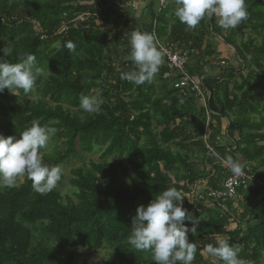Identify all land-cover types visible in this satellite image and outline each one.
<instances>
[{
	"label": "trees",
	"instance_id": "trees-1",
	"mask_svg": "<svg viewBox=\"0 0 264 264\" xmlns=\"http://www.w3.org/2000/svg\"><path fill=\"white\" fill-rule=\"evenodd\" d=\"M85 1L0 0V48L13 47V54L3 59L17 63L24 54H34L33 70L40 73L29 93L12 94L7 89L0 93V134L18 138L35 122L55 127L49 141L53 148L39 153L49 166L61 167L96 148L102 150L98 161L70 170L71 197L59 189L63 174L46 195L36 193L26 176L13 188L0 187V264H72L71 249L78 246L109 248L114 259L99 264H155L150 250L137 251L128 243L139 205L174 187L185 196L183 207L198 218L204 205L197 198L189 201L187 194L199 179L207 180L200 185V191L206 192L227 173L221 160H238L235 153L245 161L264 159V145L258 146L264 141V93L250 87L255 76L264 77V0H245L248 19L222 37L233 48L238 66H221L217 77L202 79L204 107L195 103L193 92L174 88L172 78H162L165 66L151 83L137 86L122 80L121 72L136 70L128 58L130 43L124 34L110 37L107 26H116L123 18L122 4L127 0ZM175 10L167 5L159 10L158 37L193 44L198 58L216 54L207 42L211 33L219 31L215 16L189 30ZM85 12L90 21L74 20ZM246 32L247 40L238 44L237 36ZM69 40L76 44L74 53L63 47L57 50L58 43ZM199 65H186V70L194 76ZM237 75L241 81L232 88ZM81 96L100 99L101 112H84ZM256 115L258 119L253 118ZM221 118L228 121L225 132L230 145L213 144L211 133L220 132ZM203 125L211 131L206 138L211 147L203 145V134H197L203 133L197 132ZM192 151L199 156L187 154ZM197 161L208 164L209 170L199 174ZM240 198L243 203L238 206L247 217L244 228L234 215L235 202L226 201L225 210L204 214L196 233H188L189 241L197 245L192 264H212L213 258L203 250L215 245L217 238L241 247L240 257L248 264H259L264 257V188L240 189Z\"/></svg>",
	"mask_w": 264,
	"mask_h": 264
},
{
	"label": "clouds",
	"instance_id": "clouds-1",
	"mask_svg": "<svg viewBox=\"0 0 264 264\" xmlns=\"http://www.w3.org/2000/svg\"><path fill=\"white\" fill-rule=\"evenodd\" d=\"M175 4V15L189 30L195 29L205 17L215 16L218 26L227 31L246 21L249 15L245 0H175ZM129 43L128 58L136 70L121 72L120 78L137 86L151 83L162 64V52L153 34L133 30ZM62 47L70 54L76 51V44L70 40L56 45L58 51ZM12 54L11 45L0 48V93L7 89L12 94H19L20 90L27 94L40 74L38 69L33 70L36 57L26 53L17 63L3 59ZM101 104L95 96L80 97V108L86 113L99 114ZM56 131L55 127L35 122L18 138L0 134V187L13 188L18 177L26 176L36 193L46 195L53 191L61 180L62 170L59 166L45 164L39 153ZM228 165L234 176L242 174L241 161L228 157ZM184 198L176 188H166L147 205H139L132 217L128 243L137 251L150 250L155 264H192L195 259L197 245L189 241L188 233H196L199 219L183 207ZM203 251L213 258L212 264H248L240 257L242 248L227 239L217 238L215 245L208 244Z\"/></svg>",
	"mask_w": 264,
	"mask_h": 264
},
{
	"label": "rangeland",
	"instance_id": "rangeland-1",
	"mask_svg": "<svg viewBox=\"0 0 264 264\" xmlns=\"http://www.w3.org/2000/svg\"><path fill=\"white\" fill-rule=\"evenodd\" d=\"M167 2H168V0H166L164 7L166 6ZM84 3H86V4H92L93 3V0H87ZM124 6H126L130 10H133V9H131L128 6V4L123 5V7ZM127 8H123L121 10L123 12H126L125 9H127ZM83 14L84 15L77 16L74 20H77V22L78 21L84 22V21H87V20L88 21L91 20L89 18V15L87 14V12H85ZM126 15L124 14L123 15V18H120V17L118 18V24L116 26H112L111 24H109L107 26L108 30L111 32L110 37L112 36V34L113 35H115V34L117 35V34H121L122 31H124V27H125L126 24L124 23L123 19L126 17ZM224 32H226V31L224 30ZM246 37H247V32L245 33L244 36H242V38L238 35L237 38H236V42L238 44H240L241 40H243V41H246L247 40ZM177 44H182V43H174V44H168V45H170L174 49H181V48H183L185 50H188V52H189L188 62H187L188 67H192L193 64L199 63V61H197V58H198L197 57V53H199V51H198L197 48H195L193 45L192 46H188V45L187 46H184V45L179 46ZM226 49H227V52L224 53V57L223 58H217V59H214L213 61L210 62V65H211L210 67L215 68L216 71L218 69L220 71V66H226V65H232V66H235V67L238 66V62L239 61L236 60L233 57V53L235 54L233 48L227 46ZM221 62H224V63H221ZM134 66H135V64H134ZM210 71H211V69H209L208 71H206V72H208L207 74H210L211 73ZM245 71L246 70H242L241 73H240V75L244 76ZM154 79H156V75H155ZM194 81H196V80L194 79ZM238 82H240V79H238ZM238 82L235 83V86L233 88L237 87ZM250 85H251L250 87H251V89H252L253 92H255V93H257V92H261L262 93L263 92L264 93V77H262V76H255L252 79ZM203 101L204 100H202V102L200 103V105H203V107H204V104L205 103ZM253 118L254 119H258V115L253 116ZM224 129L226 130V126L224 127ZM220 131H222L221 128H220ZM197 132H203V133H197V134H203L202 137L200 138V140L202 141L203 145L205 144V146H206V144H207L208 146L211 147V143L209 144V140L206 139L208 137V135L211 133V131L208 130L207 125H204L202 127V130H197ZM261 132L264 133V129H262ZM211 136L214 139L213 140V142H214L213 144H215V142H216L217 145H220V144L224 145L225 144L224 142H231L229 138H228V141H226V138H227L226 137V132H224L223 134H221V132H219L218 130L216 131V133L212 131ZM235 138H237V136ZM57 144H59V143L57 142ZM260 145H264V141L263 140L262 141H258V146H260ZM53 146L54 145L53 144H50V142H49L48 145L45 147V149L46 150H51L53 148ZM101 151H102L101 148L100 149L96 148L92 153H89V154L85 155V157L82 160L74 161V162H72L70 164H65V165H62L60 167L61 170H62L63 179H62L61 185L59 186V189L61 190V192L63 193V195H66L68 197H71L72 196V193H73L72 188L68 184V178L71 176L70 175V170L73 169V168H75V167H77V166H84V167H86V166H88V164L90 163V161H95V162L98 161L99 154L101 153ZM189 153H192L191 154V157H194V158L199 156V153H197L196 151L188 152L187 154H189ZM237 156L239 158V156H241V155L239 153H237ZM109 160L112 161V160H114V158L111 157V158H109ZM262 161H264V159ZM261 164L263 165L264 163L261 162ZM254 165H256V164H254ZM242 166L244 168H246V167L249 168L250 167L248 165V163H246V161L242 162ZM197 168L199 169V168H201V166L196 165V169ZM225 169H226V167H225ZM122 179L123 180L125 179L124 176H122ZM21 181H22V178L21 177H18L17 180H16V184L15 185H19L21 183ZM263 182H264V180H263ZM198 189H199V187H196V189L195 190H192V191L198 192ZM238 202H240V204H242L243 203V199H241L240 201H236L235 202L234 206H235L236 209L234 207H232V208L234 210V215H235L236 219L238 221L240 220V222H241V228H244V224L245 223L243 222V219L246 220L247 217L245 216V214L243 215V212L241 211L240 207L238 206ZM206 208L207 207H202V209L198 210V212H200V214L198 215V219L199 220L202 219V217H204V214H210V213L213 214V213H216L217 210H220L218 208L217 209H215V208H213V209H211V208L210 209H206ZM71 250H73L75 252V256L73 258L72 264H82V263H84V264H99V262L102 259H108V260L114 259V256L110 252V249L109 248H102V249H98V250H91V249H87V248L78 246V247H76L74 249L72 248ZM262 255H263V252H262ZM259 264H264V257L263 256L260 258Z\"/></svg>",
	"mask_w": 264,
	"mask_h": 264
},
{
	"label": "built area",
	"instance_id": "built-area-1",
	"mask_svg": "<svg viewBox=\"0 0 264 264\" xmlns=\"http://www.w3.org/2000/svg\"><path fill=\"white\" fill-rule=\"evenodd\" d=\"M117 3L118 0H115ZM139 0H127L122 5L128 4L131 9L137 7ZM166 0H157L159 7L165 4ZM119 3V2H118ZM157 14L151 20L150 33L153 34L156 46L162 52V57L164 61V66L166 71L162 74L164 79H173L172 86L174 88H183L193 92L197 97L204 98L202 88L199 82L194 81L192 76L186 70V65L188 62V50L183 48L174 49L166 43H162L157 35ZM221 163L226 167V175L222 179L221 183L212 189H207L206 192H202L198 189V192H194L196 187H199L198 182L192 186L187 198L189 201L191 199H199L204 207L213 209L220 208L225 210V202H236L239 196V190H246L251 186L263 187L264 182L259 180L248 168L243 167V172L239 176H234L230 171L228 161L221 160ZM213 259H210L212 262Z\"/></svg>",
	"mask_w": 264,
	"mask_h": 264
},
{
	"label": "crops",
	"instance_id": "crops-1",
	"mask_svg": "<svg viewBox=\"0 0 264 264\" xmlns=\"http://www.w3.org/2000/svg\"><path fill=\"white\" fill-rule=\"evenodd\" d=\"M166 5L171 7V10H174L177 7L176 4H175V0H168ZM123 8H127V7L124 6ZM162 8L163 7H161L160 9H162ZM158 9H159V5L157 3V0H139L138 5H137V7L135 9H133V10H130L128 8L125 9V11H126L125 15L127 14L126 17L124 18V20L126 21V25L124 27V31H122V33H121V34H124V36H125L124 38L129 42L130 33L133 30L146 31V32L150 33L151 20L153 18L152 16H154L158 12ZM214 18H215V20H214L215 24H216L217 28L219 29L218 33H220V34L211 33V35L208 36V38H207L208 39L207 42L210 45V47L215 50L216 54H214L212 57H203V58L200 57V58H198L199 59L198 61H199V64H200L199 65L200 69L198 70V73L196 75L192 76L200 84H201L203 78L217 77V75L219 74L220 71H219V69L216 71L215 68L210 67L211 66L210 62L213 61L214 59H217V58H223L224 57V53L227 52L226 47L227 46L231 47L228 44H226L224 42L223 38H222V37L225 36V34L227 32H224V29H222V28H220L218 26L217 17H214ZM160 41H162V43H166V44H174L173 42L166 41L164 38H160ZM189 44H185V43L183 44L182 43V44H177V45H179V46H182V45L187 46ZM191 45H193V44H191ZM221 63H224V62H221ZM160 66L164 67L163 57H162V64ZM220 68H221V66H220ZM209 69H211V71H210L211 73L207 74L208 72H206V71H208ZM237 77H236L237 79H235V81H232L231 84H230V86L232 88L235 86V83L238 82V79H240L239 76H237ZM238 83H240V82H238ZM202 92H203V90H202ZM203 94H204V92H203ZM192 96L196 99L195 103L197 102L200 105L202 100H204L203 102L205 103L206 95H204V98H201V97H197L193 93ZM227 124H228V121H226L225 118H221L220 119V128L222 129V131H220L221 134H223L225 132L224 127L227 126ZM189 127H190V130L192 132L195 131L194 130V125L191 124V125H189ZM197 130H199V129H197ZM200 130H202V128ZM226 141H228V138H226ZM224 143H225L224 145H230L231 144V142H224ZM220 145H222V144H220ZM227 150H229V149H227ZM235 156L238 159V161H241V162L245 161L241 156H239V158L241 159L240 160L238 158V156H237V153H235ZM261 162L264 163V161H262V160L246 161V163H248V165L250 166L248 168V169H250V171L252 170V171H254V173L261 172V173L264 174V167H263L264 164L262 165ZM254 164H256V165H254ZM196 165L201 166V168H199V169L197 168L196 169L199 174H200L202 169L204 171L205 170L208 171L209 167H210L208 164L203 166L201 161H197ZM212 174H214V172H212ZM222 179L219 180L218 185L221 183ZM258 179L263 181L264 180V176H263V178L258 176ZM206 181H207L206 179H199V182H198L199 190H201L202 187H203V186L200 187V185H204V186L206 185ZM236 201H239V199H237ZM210 208H206V209H210Z\"/></svg>",
	"mask_w": 264,
	"mask_h": 264
}]
</instances>
